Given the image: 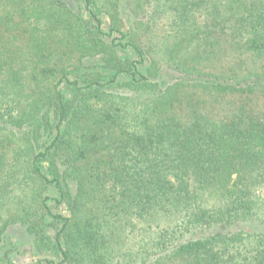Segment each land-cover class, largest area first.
<instances>
[{
    "label": "trees",
    "instance_id": "obj_1",
    "mask_svg": "<svg viewBox=\"0 0 264 264\" xmlns=\"http://www.w3.org/2000/svg\"><path fill=\"white\" fill-rule=\"evenodd\" d=\"M129 2L0 0V264H264V0Z\"/></svg>",
    "mask_w": 264,
    "mask_h": 264
},
{
    "label": "rangeland",
    "instance_id": "obj_2",
    "mask_svg": "<svg viewBox=\"0 0 264 264\" xmlns=\"http://www.w3.org/2000/svg\"><path fill=\"white\" fill-rule=\"evenodd\" d=\"M130 0H128V2H129ZM130 5V2L127 4V7ZM161 20H165V17H164V15L162 16V18H161ZM21 194V186L18 184V197H19V195ZM95 201L94 200H92L91 202H90V204L89 205H92L93 203H94ZM95 206V205H94ZM19 226V225H18ZM132 230H129V231H127L125 234H124V236L123 237H121L122 239H121V241L119 240L118 242H113L114 244H112L114 247H116L117 245H118V243H120V245L122 246V247H129L130 249H131V246H133L134 245V243H135V241H136V239L137 238H134L133 239V237H134V234H135V232L134 233H130ZM15 233L18 235V238L20 239V240H23L24 242H25V247H26V251L27 252H25V253H23V254H19L18 253V257H17V260H18V264H29V262L33 259V257L35 256H33V253L31 252V248L29 247V243H30V239H29V236L25 233V231L22 229V228H20V227H18V229L17 228H15Z\"/></svg>",
    "mask_w": 264,
    "mask_h": 264
}]
</instances>
